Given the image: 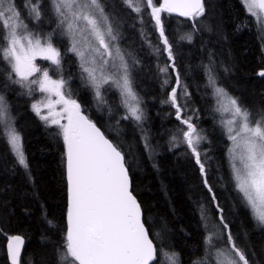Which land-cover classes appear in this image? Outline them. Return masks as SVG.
Wrapping results in <instances>:
<instances>
[{"label":"trees","instance_id":"1","mask_svg":"<svg viewBox=\"0 0 264 264\" xmlns=\"http://www.w3.org/2000/svg\"><path fill=\"white\" fill-rule=\"evenodd\" d=\"M15 2L25 16L23 0ZM104 3L106 11L120 23L121 50L131 54L130 64L133 59L138 61L132 64V79L142 100L143 123L121 119L125 108L112 117L109 106L98 104L94 90L81 80L78 58L71 52L64 56L63 77L68 81L66 91H71V98L81 104L84 114L124 154L132 192L153 238L160 232L165 248L170 246L180 254V264H192L194 259L206 255V237L222 232V242L213 236L214 243L221 247L227 243L230 231L250 264H264V227L253 219L231 180L227 157L230 142L224 135L222 114L217 110V98L208 85L207 75L210 67L217 85L230 96L254 111L264 108V77L259 75L264 70V38L254 17L241 0H204V14L195 20L161 13L165 36L172 46L173 59L169 60L159 29L150 16L151 9L145 7L138 14L123 0H104ZM51 19L49 13L40 25L30 23L29 27L49 32L55 27ZM186 33L192 34L190 42L181 39ZM56 40L63 52L68 46L67 38L57 36ZM38 64L48 67L50 62ZM165 66L168 71L161 72ZM4 67L0 61V73ZM50 75L59 78L51 72ZM184 86L188 96L182 94ZM173 88L177 90L178 102L184 106L181 115L191 116L197 130L207 138L199 147L202 160L204 152L207 153L205 167L212 192L205 186L190 149L179 142L182 135L178 129L186 130V125L177 120L176 108L165 102ZM24 92L18 85L4 88L0 83V94L12 111L29 163L26 173L16 163L0 125V264H9L8 238L14 235L25 240L21 264H28L30 258L33 264H41L42 256L47 264H52L54 245H62L66 228L64 145L62 137L55 136L58 130L46 125L31 107L39 93L29 96ZM108 92L115 95L103 89V93ZM105 94L107 101L118 98L121 104L119 93L109 95V99ZM173 135L178 137V146L171 141ZM217 205L223 209L222 213ZM221 215L228 224L227 230L223 229ZM48 220L53 221V226ZM208 264H213L211 257Z\"/></svg>","mask_w":264,"mask_h":264},{"label":"snow or ice","instance_id":"2","mask_svg":"<svg viewBox=\"0 0 264 264\" xmlns=\"http://www.w3.org/2000/svg\"><path fill=\"white\" fill-rule=\"evenodd\" d=\"M123 3L138 14L145 7L151 9L150 16L159 29L169 60L173 59L172 46L165 36L161 13H177L193 20L204 14L202 0H162V3L123 0ZM241 3L251 16L256 17L258 30L264 34V0H241ZM22 6L26 10L25 16L15 0H0V61L5 64L0 83L4 88L10 84L18 85L25 90L22 94L29 96L36 91L46 93L47 103H33L31 107L46 125L57 127L55 136L63 140L66 228L62 245H54L52 264H180V254L170 246L165 248L160 232L155 233L156 239L153 238L141 205L131 190L129 170L119 146L84 114L81 104L71 98V91H66L68 81L63 77V63L66 53L71 52L78 58L81 80L94 90L98 104L108 103L102 93V89L108 90L104 86L115 87L121 97V106L126 109L121 119H132L138 125L145 119L142 100L134 89L131 73L132 64L138 61L133 59L130 64L121 50L118 26L106 11L104 0H23ZM49 13L55 24L51 31L29 27L30 23L40 25ZM57 36L68 40L63 52L57 44ZM181 39L190 42L192 34L186 33ZM38 58L50 62L49 66L37 64ZM172 67H175L174 63ZM160 71L167 72L168 66ZM50 72L59 78L54 79ZM207 75L217 103L226 99L227 105L222 108L231 117L221 121L224 135L230 142L227 157L231 180L253 219L264 227V108L254 111L230 96L217 85L210 67ZM259 75L264 77V70ZM176 84L180 86L179 74ZM182 94L189 95L186 86ZM53 95L57 97L54 101L51 99ZM165 102L176 108L177 120L186 125V130L178 129L182 135L179 142L190 149L205 186L212 192L205 167L207 153L204 152L205 159L202 160L199 147L206 136L197 130L191 116L185 118L181 115L184 106L178 102L176 88ZM57 105H60L59 111L55 110ZM42 107L48 109L47 114L42 112ZM0 125L16 163L27 173L29 163L22 138L14 126V118L3 94H0ZM177 140L176 135L171 137L174 146H178ZM145 147H150L146 137ZM212 199H216L214 194ZM217 208L223 212L219 205ZM203 215L206 216V212ZM220 221L227 230L223 215ZM47 223L53 226V221ZM213 236L219 241L223 233L206 237V255L194 259L192 264H208L209 257L213 264H250L230 231L227 232V243L221 247L214 243ZM24 243L20 235L8 238L11 264H21ZM28 264H33L31 258ZM41 264H47L43 256Z\"/></svg>","mask_w":264,"mask_h":264},{"label":"rangeland","instance_id":"3","mask_svg":"<svg viewBox=\"0 0 264 264\" xmlns=\"http://www.w3.org/2000/svg\"><path fill=\"white\" fill-rule=\"evenodd\" d=\"M249 14H250V13H249ZM254 19H255V21L257 22L256 17H254ZM116 21H117V20H115V22H116ZM116 24H117V26H118V32H119V24H120V23H119V22H116ZM257 24H258V22H257ZM262 35H264V34H262ZM127 54H128V53H127ZM127 54H126V58L129 60V63H130V57H129ZM36 62H37V64H38V62H39V63H43V62H48V61H43V60H41V59L38 58ZM117 63H119V62L117 61ZM132 68H133V66L131 67V73H132ZM53 78H54V77H53ZM54 79H57V78H54ZM104 87H105V86H104ZM108 90H110L111 92H114L115 95L119 93V91H118L115 87H111V88L108 87ZM37 92L39 93V96L33 98V99H34V103H38V102H41V101H43L44 103H47V99H46L47 94H46V93H41V92H39V91H37ZM102 93H103V89H102ZM103 94H105V93H103ZM105 95H106V97H107L108 99H109V95H111V96H115L113 93H110V94H109V92L106 93ZM51 99L54 101L55 99H57V97H55V96L53 95V96L51 97ZM119 102H120V101H119ZM217 105H218V107H219V109H220V111H221V114H222V120H227V119L231 118V117H230V113H229V112H224V111H223V108H222V105H227V100H226V99H222L220 103H217ZM107 106H109V108H110V110H111V113H112L111 116H112V117H117V116H118V111H121V109L124 108L123 106H121V104L118 103V98H117V100H115V98H112L111 101H108ZM59 109H60V105H57L56 108H55V110H56V111H59ZM10 112H11V116L13 117L11 109H10ZM42 112H43L44 114H47L48 109L42 107ZM45 124H46V123H45ZM48 125L51 126V127H53V128H56V129H57V127H56L55 125H50V124H48ZM57 130H58V129H57ZM222 238H223V237H222ZM219 242H222V239H220Z\"/></svg>","mask_w":264,"mask_h":264},{"label":"water","instance_id":"4","mask_svg":"<svg viewBox=\"0 0 264 264\" xmlns=\"http://www.w3.org/2000/svg\"><path fill=\"white\" fill-rule=\"evenodd\" d=\"M202 3H203V5H204V0H202ZM172 14H175V15H177V16H179L177 13H172ZM179 17H181V16H179ZM97 125V124H96ZM97 127H99L98 125H97ZM100 128V127H99ZM101 129V128H100ZM101 131H102V129H101ZM103 132V131H102ZM105 134V133H104ZM106 135V134H105ZM107 136V135H106ZM107 138L109 139V140H111L108 136H107ZM112 141V140H111ZM113 142V141H112ZM114 143V142H113ZM122 152V151H121ZM127 167V166H126ZM130 176V175H129ZM131 179V178H130ZM131 190H132V182H131ZM143 216H144V214H143ZM25 241V240H24ZM23 249H24V246H23ZM23 249H22V253H23ZM7 256H8V261H9V264H11V260H10V258H9V255H8V249H7ZM22 256V255H21Z\"/></svg>","mask_w":264,"mask_h":264}]
</instances>
